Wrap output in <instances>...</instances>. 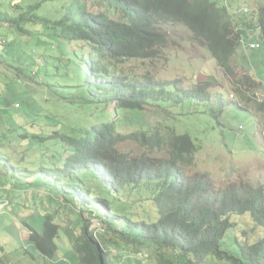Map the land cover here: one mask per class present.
<instances>
[{
  "label": "trees",
  "instance_id": "trees-1",
  "mask_svg": "<svg viewBox=\"0 0 264 264\" xmlns=\"http://www.w3.org/2000/svg\"><path fill=\"white\" fill-rule=\"evenodd\" d=\"M13 6L23 9L19 3ZM263 12L264 7H260L234 13L213 0H74L61 18L40 19L52 29L49 35L61 47L62 55H68L59 58L66 64L61 75L66 85L58 82V86L68 96L62 97L75 102L77 112L80 106H88L86 112L81 111L85 117L79 127L64 128L59 123L43 130L45 137L35 135L41 141L52 140L57 149L58 162L48 158L51 169L44 172L51 184L42 185L53 188L60 200L66 196L74 200L81 229L79 235L76 231L70 236L80 264H120L110 255L111 251H120V246L115 250L111 241L106 243L108 249L102 247L101 239L109 234L118 236L127 246L155 249L161 264H206L209 257L230 264H264V185L219 189L207 172L189 175L187 169L195 166V158L205 146L188 134H180L182 129L177 130L178 118L193 114L210 115L223 125V113L231 103L202 86L184 90L176 83L140 79L118 69L126 61L159 57L169 43L164 28L182 25L220 68L232 74L229 63L242 42L256 43L252 41L256 36L264 39ZM33 19L32 13L22 11L17 18L0 17V25L10 23L23 36L21 31H29L23 24ZM1 38L0 50L5 51L10 37ZM70 44L79 49L70 52ZM17 67L23 72L18 79L24 76L36 83L30 73L41 75L35 64L31 68ZM235 84L245 100L255 102L264 127V101L256 98L260 82L252 74H244ZM148 106L163 112L168 106L186 111L180 117L174 114L172 127H166L146 123ZM120 119L139 124L127 126L131 132L124 133L118 124ZM260 133L264 137V131ZM129 140L151 152L165 150L169 157H132L120 152L118 145ZM137 200L155 208L156 220H135L129 207ZM245 214L255 228L261 229L262 236L242 246L236 257L223 250L222 244L235 226L230 215ZM93 219L99 223L94 230ZM44 220L41 233L31 229L29 240L41 256L54 260L61 228L53 216L47 215ZM0 264L8 263L0 256Z\"/></svg>",
  "mask_w": 264,
  "mask_h": 264
},
{
  "label": "rangeland",
  "instance_id": "rangeland-1",
  "mask_svg": "<svg viewBox=\"0 0 264 264\" xmlns=\"http://www.w3.org/2000/svg\"><path fill=\"white\" fill-rule=\"evenodd\" d=\"M213 1L228 7L234 13L241 9L251 11L260 7H253L256 4L264 5V0ZM73 2L74 0H0V17L17 18L22 11L34 16L32 21L23 24L29 30L21 31L23 36L10 23L0 25V39L10 37L5 51L0 50V136H3L0 143L3 145L0 147V256L8 264H80L70 236V233L76 231L79 235L81 229L75 212L78 210L73 207L74 200L66 196L64 203V200L57 198L53 188L42 185L50 183L44 172L51 169L48 158L58 162L57 149L52 140L41 141L35 137L38 134L45 137L43 130L51 129L54 124L60 123L59 126L64 128L79 127L85 117L81 111L88 110V106L83 105L77 112V104L67 102L62 97L68 96V92H62L58 86V82L66 85L61 78L66 64L59 61V58L68 55H62L61 47L54 44L49 35L53 32L52 29L47 26L46 21L40 20L43 17L50 20L61 18ZM14 3H19L23 9L14 7ZM32 6L36 8H31ZM262 22L264 23V12ZM164 31L169 43L161 50L159 57L126 61L118 69L140 79L151 77L160 83H176L178 88L184 90L202 86L214 96L221 94L223 101L231 104L223 113V125H219L216 119L207 114L180 117L179 114H183L186 109L179 110L172 106L166 107L167 112L148 106L144 114L146 123L172 127L171 123L174 121L171 118L178 114L180 118L176 121L179 124L177 130H183L180 134L190 135L197 144L203 143L205 149L195 158V166L187 169L189 175L207 172L212 175L219 189L264 185V137L260 133V130L264 131L263 115L256 111L254 101L245 100L237 92L235 84L244 74H252L261 83L256 91L264 94V39L258 36L252 39L257 40L260 48L246 50L248 57L241 58L240 49L237 50L229 63L232 74H227L185 26L171 25L164 28ZM0 48H3L1 44ZM78 49L77 45L68 46L70 52ZM4 52L6 54L3 58ZM33 64L41 74L30 73L36 83L24 76L18 79L23 72L17 66L31 68ZM217 100V97L213 98L212 102ZM118 124L122 132L130 133L131 128L127 126L139 123L136 120L128 122L120 119ZM240 127L243 129L239 130ZM256 127L259 129L258 134ZM212 143L214 144L210 145ZM117 148L132 157H169L165 150L151 152L131 140L119 144ZM19 166L23 167L22 171ZM129 210L136 221L156 220L155 208L143 201L137 200ZM47 215L53 216L55 224L61 228L56 242L59 252L54 260L41 256L29 240L31 229L41 233L44 217ZM85 218L88 219L87 214ZM229 219L235 226L226 233L222 248L230 255L239 257L241 247L260 238L262 232L254 227L249 214L230 215ZM91 222L94 230L99 223H95L94 219ZM107 237L101 239L102 247L108 249L106 243L111 241L115 243L111 244L114 249L120 246V251H111L110 254L116 262L161 264V256L156 255L155 249L127 246L114 234ZM206 264L230 263L209 257Z\"/></svg>",
  "mask_w": 264,
  "mask_h": 264
},
{
  "label": "built area",
  "instance_id": "built-area-1",
  "mask_svg": "<svg viewBox=\"0 0 264 264\" xmlns=\"http://www.w3.org/2000/svg\"><path fill=\"white\" fill-rule=\"evenodd\" d=\"M241 11H242V13H248L250 10H248V9H241ZM241 46H243L245 48L247 47L250 50H256V49H259L260 48V45L258 43H253V42L248 43V44H246L245 42L244 43L242 42V45Z\"/></svg>",
  "mask_w": 264,
  "mask_h": 264
},
{
  "label": "crops",
  "instance_id": "crops-1",
  "mask_svg": "<svg viewBox=\"0 0 264 264\" xmlns=\"http://www.w3.org/2000/svg\"><path fill=\"white\" fill-rule=\"evenodd\" d=\"M255 6H260V7H264V5H261V4H256V5H254L253 7H255ZM260 7H258V8H260ZM247 49H243V48H240V52H239V55H240V57L241 58H243V57H248L247 56V51H246ZM257 65H259V63H256Z\"/></svg>",
  "mask_w": 264,
  "mask_h": 264
},
{
  "label": "clouds",
  "instance_id": "clouds-1",
  "mask_svg": "<svg viewBox=\"0 0 264 264\" xmlns=\"http://www.w3.org/2000/svg\"><path fill=\"white\" fill-rule=\"evenodd\" d=\"M256 78V77H255ZM257 79V78H256ZM261 85V83H260ZM259 97H257V101H264V95L262 93H258ZM243 128H239V130H242ZM256 133H259L258 132V129L256 130Z\"/></svg>",
  "mask_w": 264,
  "mask_h": 264
},
{
  "label": "bare ground",
  "instance_id": "bare-ground-1",
  "mask_svg": "<svg viewBox=\"0 0 264 264\" xmlns=\"http://www.w3.org/2000/svg\"><path fill=\"white\" fill-rule=\"evenodd\" d=\"M251 15V14H250ZM259 34V33H258ZM257 41V40H256ZM248 49V48H247ZM249 50V49H248ZM263 94V93H262ZM264 95V94H263ZM257 97H259V95H256V98ZM249 99V98H248ZM16 107H18V104H17V106ZM241 128V127H240ZM257 128V127H256ZM256 134H258V133H256Z\"/></svg>",
  "mask_w": 264,
  "mask_h": 264
}]
</instances>
